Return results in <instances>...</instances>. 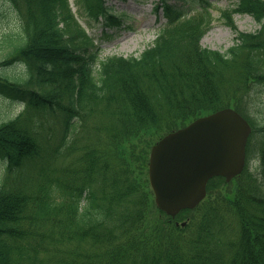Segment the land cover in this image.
<instances>
[{
  "label": "trees",
  "instance_id": "trees-1",
  "mask_svg": "<svg viewBox=\"0 0 264 264\" xmlns=\"http://www.w3.org/2000/svg\"><path fill=\"white\" fill-rule=\"evenodd\" d=\"M6 1L17 11L20 28L2 38L9 50L0 67L19 62L23 72L2 78L0 90L24 96L31 114L28 120L20 115L0 122V156L9 168H16L0 180V264H45L35 255L25 260L21 242L35 252L31 241L39 246L68 243L72 254L85 256L90 264H211L219 257V235L209 237L208 232L207 238L184 247L159 234L163 224L152 208L145 181L139 179L145 150L135 153L131 146L126 160L115 148L106 156L102 150L80 148L83 175L96 173L84 204L80 199L67 205L53 202L54 180L46 171L58 149L46 151L36 132L43 124L33 118L41 111L59 112L66 135L72 118L84 122L103 115L112 119L105 133H114L115 146L142 131L157 135L225 106L241 109L246 79L264 82V0H237L232 10L222 12L233 28V12L249 14L261 24L256 34L235 31L234 44L224 53L199 46L210 23L205 12L169 21L138 57H108L96 70L93 46L67 0ZM79 1L86 16L102 17L106 25L118 23L97 0ZM115 153L119 163L114 167L108 157L115 159ZM22 168L29 171L24 174ZM217 181L211 180L209 188ZM55 188L59 192L60 184ZM257 190L254 186V192H237L225 202L239 224L231 243L233 255L220 258L218 264H264V194L257 195ZM216 214L214 210L208 218L215 219ZM208 222L206 218L205 229Z\"/></svg>",
  "mask_w": 264,
  "mask_h": 264
},
{
  "label": "water",
  "instance_id": "water-1",
  "mask_svg": "<svg viewBox=\"0 0 264 264\" xmlns=\"http://www.w3.org/2000/svg\"><path fill=\"white\" fill-rule=\"evenodd\" d=\"M250 128L230 108L221 109L172 132L153 146L149 179L156 205L174 216L194 207L205 194L207 180H230L242 169Z\"/></svg>",
  "mask_w": 264,
  "mask_h": 264
},
{
  "label": "rangeland",
  "instance_id": "rangeland-1",
  "mask_svg": "<svg viewBox=\"0 0 264 264\" xmlns=\"http://www.w3.org/2000/svg\"><path fill=\"white\" fill-rule=\"evenodd\" d=\"M212 7V23L210 29L201 39L202 47L220 50L224 52L233 43L234 33L224 21L220 18L221 11L226 8H231L235 0H211ZM75 15L79 17V21L83 27H88V34L93 37L94 41L98 42L104 36L110 35V38L99 41V57L107 56H138L141 51L150 45L156 36V32L160 25L165 22V19L156 20L154 15L150 13L154 0H130L122 3L117 0H111L108 4L114 5L118 11L124 10L127 19L121 28L106 31L100 27V23H93L81 16L75 0H69ZM177 5H182L180 0L170 1ZM234 22L237 30L243 32H255L259 29V25L247 15H235ZM19 18L12 4L5 0H0V57L6 52L7 47L1 43L5 34L15 33L19 30ZM19 67L12 66L5 69H0L1 75L13 78L19 75ZM250 86L244 100L246 114L257 126L264 125V84H254L252 80L247 81ZM21 108L19 99L10 98L0 92V119L7 120L15 116ZM243 114V113H242ZM244 115V114H243ZM245 116V115H244ZM51 129L47 130L49 141L56 143L60 137L63 128L57 124H50ZM145 139L152 140L148 134H144ZM264 142V135L258 134L252 140V153L257 154L260 146ZM147 147V145L145 146ZM3 170V164L0 161V172Z\"/></svg>",
  "mask_w": 264,
  "mask_h": 264
}]
</instances>
